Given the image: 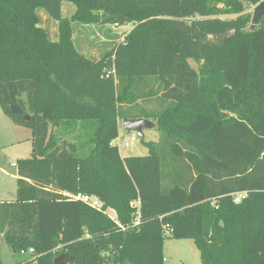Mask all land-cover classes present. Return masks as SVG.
<instances>
[{
    "label": "trees",
    "instance_id": "16d2710c",
    "mask_svg": "<svg viewBox=\"0 0 264 264\" xmlns=\"http://www.w3.org/2000/svg\"><path fill=\"white\" fill-rule=\"evenodd\" d=\"M63 3L75 8L69 18ZM247 5L0 0V106L31 130L16 198L0 202V237L16 255L32 250L19 264L63 254L66 264H164L165 238L192 240L201 264H264V16L251 31ZM39 8L57 41L38 25ZM74 22L132 28L87 57ZM142 118L158 141L122 158L118 121Z\"/></svg>",
    "mask_w": 264,
    "mask_h": 264
},
{
    "label": "rangeland",
    "instance_id": "374dc122",
    "mask_svg": "<svg viewBox=\"0 0 264 264\" xmlns=\"http://www.w3.org/2000/svg\"><path fill=\"white\" fill-rule=\"evenodd\" d=\"M74 6L63 3L61 15L69 18L74 13ZM246 12L253 13L251 5L246 6ZM38 25L43 28L50 41H57V23L52 20L43 9H37ZM225 17L223 19H228ZM132 25L115 27L112 25H86L74 22L71 24L73 43L78 52L85 56L101 57L115 44L120 42L131 30ZM193 68L195 64L190 61ZM150 106H153L151 104ZM155 126L152 129L143 130V138L135 134H126L122 129V121H118V138L115 144L118 146L121 157L145 156L148 149L144 143L157 142L158 132L155 121L150 120ZM130 138L129 149L126 139ZM32 154L31 130L25 126L14 124L7 117L0 106V202L13 201L16 198V164L18 160L30 158ZM107 214L114 217V212L108 210ZM167 235V234H166ZM164 264H201L200 254L192 240H175L165 238L163 243ZM30 255H16L0 237V262L1 264H19L29 258Z\"/></svg>",
    "mask_w": 264,
    "mask_h": 264
},
{
    "label": "water",
    "instance_id": "95a60500",
    "mask_svg": "<svg viewBox=\"0 0 264 264\" xmlns=\"http://www.w3.org/2000/svg\"><path fill=\"white\" fill-rule=\"evenodd\" d=\"M243 1L253 7V13L251 18L250 30L253 31L258 24L260 23L261 18L264 16V0H236ZM8 89L9 97L13 100L17 94V89L14 83H8L6 85ZM11 113L15 115H21L22 111L17 104H12L10 106ZM24 120H29V116L25 115L23 117ZM154 124L147 119H124L122 120V129L126 132V134H135L138 138H143V130L144 129H152L154 128ZM129 141L130 138L126 139V146L129 150ZM72 260V256H68L67 254H63L58 256L53 260V264H66Z\"/></svg>",
    "mask_w": 264,
    "mask_h": 264
},
{
    "label": "built area",
    "instance_id": "2783aa9c",
    "mask_svg": "<svg viewBox=\"0 0 264 264\" xmlns=\"http://www.w3.org/2000/svg\"><path fill=\"white\" fill-rule=\"evenodd\" d=\"M12 166H16V165L12 164ZM244 197H245V193L234 195L233 201H234V203H239L240 200H242ZM79 200L81 202H83L84 204H86V205H88L90 207H93V208H97L98 209V208L101 207V203L97 199H95L93 197L82 196V197L79 198ZM135 206H138V204L135 205ZM138 216H139V213L137 212L136 213V219H138ZM110 218L114 219L115 217H110ZM135 223H137V221ZM31 254H32V250H29L27 253L26 252H21V255H30L31 256Z\"/></svg>",
    "mask_w": 264,
    "mask_h": 264
},
{
    "label": "crops",
    "instance_id": "0c3cea01",
    "mask_svg": "<svg viewBox=\"0 0 264 264\" xmlns=\"http://www.w3.org/2000/svg\"><path fill=\"white\" fill-rule=\"evenodd\" d=\"M46 32V31H45ZM73 35V34H72ZM129 151H130V149H129ZM123 158V157H122Z\"/></svg>",
    "mask_w": 264,
    "mask_h": 264
}]
</instances>
